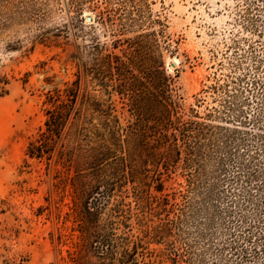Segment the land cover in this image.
<instances>
[{"label": "rangeland", "instance_id": "1", "mask_svg": "<svg viewBox=\"0 0 264 264\" xmlns=\"http://www.w3.org/2000/svg\"><path fill=\"white\" fill-rule=\"evenodd\" d=\"M96 45L103 57L129 55L130 64L106 68ZM80 63L93 69L88 90L113 110L122 132L135 118L119 91L134 90L144 119L135 125L149 126L155 79L177 117L208 125L187 142L196 151H184L167 171L139 140L138 173L119 180L91 220L110 243L105 259L97 244L81 241L73 170L58 181L25 156L46 119L45 94L76 81ZM0 75L10 81L0 98V264H173L181 248L190 249V264H238L236 224L239 248L255 249L258 258L249 260L262 262L256 236L264 234V195L253 191L264 179V0H0ZM159 182L183 208L181 231L169 240L159 232L174 215L146 197L161 195Z\"/></svg>", "mask_w": 264, "mask_h": 264}, {"label": "trees", "instance_id": "2", "mask_svg": "<svg viewBox=\"0 0 264 264\" xmlns=\"http://www.w3.org/2000/svg\"><path fill=\"white\" fill-rule=\"evenodd\" d=\"M99 19L104 22L102 14ZM93 49L98 50L96 61L103 60L108 69H120L128 66L129 61L131 62L132 57L129 58V55L121 58L109 53L103 57L102 49H99L97 45ZM153 61L154 72L160 75V62ZM80 66V75L76 81L65 83L62 88L55 87L45 94L43 104L46 119L36 135L30 139L25 156L45 163L47 169L55 174L58 181L62 179V174L73 170L75 173L71 178L73 210L84 223L81 241L84 245L97 244L94 245L96 247L94 250L100 258L105 259L108 257L110 243L105 235L98 232V225L91 224V220L98 214L103 203L110 199L117 182L121 179L127 180L130 174L138 173L140 162H142V158L138 159L139 154H137L139 140L142 139V142L145 143L143 151L149 153L145 156L152 157L153 162L162 164L167 171L169 167L179 162L184 151L187 154L196 151L197 143H195L196 146L186 148L187 142L201 136L208 125L198 121L183 122L180 117H177L173 104L164 100L162 86L155 79L150 92L155 112L154 116L150 118L152 124L149 126L135 125V123L143 124L144 119L137 115L134 90L129 86L128 89L119 91L123 99L130 103L131 114L135 118L133 124L123 129L122 132L118 122L113 119L111 114L113 110L94 98L88 90L87 78L93 69L81 65V63ZM9 84V79L0 75V98L9 93ZM174 115L176 117L173 119ZM254 173V175L248 176L250 184L251 178H259L258 172ZM263 182L264 179L261 184H254L256 188L253 192L260 198L264 195ZM163 188V182H159L155 189L161 195L147 193L146 197L154 205L153 209H162L167 215H174L172 220L161 225L159 232L162 239L169 240L171 237H177L175 229L181 231L179 223L182 221L183 208H181L182 205L172 203L169 199L170 195L163 194ZM190 190H193L191 186ZM242 190L248 189L246 186L238 189V191ZM136 198L138 201H143L145 194L141 193ZM89 199L91 201H88ZM187 199V195H184L183 200ZM248 199L252 201L250 196ZM84 204L85 207H81ZM261 218L264 221V216ZM248 226L251 228L250 225ZM239 228L240 225L236 224L235 231ZM235 231L236 238L232 240L231 244L234 245L233 255L241 258L238 264H247V261H251L250 257L251 259L252 257L253 259L258 258L259 253L255 249L249 253L252 256H248V249L243 248L244 245L239 248L238 241H241L243 236ZM253 237V232H248L246 239L243 240H248L250 243L254 239ZM256 237L264 252V234H259ZM191 255L189 248L178 249L174 251L173 264H190ZM249 263L256 264L255 260ZM260 264H264V259Z\"/></svg>", "mask_w": 264, "mask_h": 264}]
</instances>
